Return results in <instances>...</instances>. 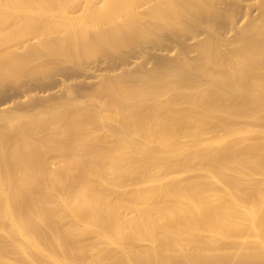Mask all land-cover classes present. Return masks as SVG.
<instances>
[{
    "label": "bare ground",
    "instance_id": "bare-ground-1",
    "mask_svg": "<svg viewBox=\"0 0 264 264\" xmlns=\"http://www.w3.org/2000/svg\"><path fill=\"white\" fill-rule=\"evenodd\" d=\"M1 1L0 11H8V13H12L13 11L19 12L20 10V12L28 11L30 14L33 12L31 14V16L34 17L33 21L37 20L38 22L39 20L43 21V18L45 17V20L43 21L44 23L41 24L42 26H40V29L39 27L37 28V26H39L40 24H35L37 25L36 28L39 29V31H37L34 36L29 37L28 40L23 36L24 38H26V42H24L23 39V44L21 46H4V38L1 37L0 39V55L2 53H16L13 55V57H10L8 59H0V176L5 175V177L10 178L8 179V184H5V182L3 183V179H5L4 177L2 181H0V205L5 204L7 206L8 204H12L13 207L17 209V211L20 210L26 214L29 219V225L28 228L22 229L20 234L27 238L29 236H32L34 239L38 240L41 243V246L35 244L37 246L36 251L38 253H41L42 255L45 248L49 247L50 245L52 247L55 245L54 241L56 242V240L61 248L59 247L58 249V247L56 246L53 247L54 249L56 248L58 249V251H60V249H63V247H66L67 249L69 247L72 248V246H70L72 241L71 239L75 237L74 235H76V233L74 232V234L72 230L68 231V229L57 225L58 217L55 213L57 208L53 209V207H51L49 204H59V212L61 210V206L63 209L66 208L70 211L72 209V206H75V211L73 213H71L72 211L70 213L68 211V213L72 216V218H74V220L75 218L77 219L79 214H81L79 213V211H82V209V212H84V210H90L93 212V215L96 214L97 216H99V210L102 209V207L104 208L106 206L109 208L110 206L108 205L110 204L112 206L109 212L112 213L114 211L113 204H115V206L116 204H128L129 206L133 205L132 208H135L137 204H149V207L150 204H154L155 207L153 208H156V205L163 204V207H161L162 205H159L160 208L158 206L157 207L159 209H170V211L163 209L165 212H169L168 214H171V212L175 210L176 212L174 211L175 214L173 216L177 214L176 216H178L179 218L175 220L174 223V218L176 217L171 219V217L173 216H169V220L164 219L165 217L163 216H166L167 213L163 216H161L162 212L160 213L161 215H158L159 213H157L159 217H163L161 219H159L158 216L155 215V213L147 214V216L155 215V220H157V222H160L158 224L160 228L153 220L152 223L149 224V227L151 226V228H149L147 225L145 232H147L146 235H148L150 238H146L144 236L145 234L142 231V228L140 229V227H143L142 225L144 223L147 224V220L150 223V216H146V218H144L146 222L141 218L145 217V210L143 211V213L145 212V215L140 213L142 211H139V221L143 220V223H138L139 221L136 220L138 219L136 217L135 221H130L128 223L130 227L134 229V234L141 236L140 239L137 238L138 236L134 237L135 239L130 237L136 241H141V239H149V241H151L150 239L152 237L153 244L155 241L153 240V232L156 227L161 229V226L165 228L164 234L166 238H174L171 239V241H173H170L171 244H163V246L166 248H162L161 250L163 251L161 252H165L164 249L168 248L170 249L171 253L169 250L168 252L170 254L167 252L163 253V257H161L163 260L161 261L159 259L160 255L158 256V252L152 250L155 248H151L148 250H151V252L146 251L145 255L147 256L146 258L148 262H151L152 264H264V260L262 261L260 259V262H256L255 260L257 259H252L251 257H248V255H241L242 257H238L240 258V260L237 259L238 261L233 262L234 260L231 261L232 258L230 257V259L226 254L219 256L214 255L216 257H213L209 254L208 251L207 254H205V252L203 251L191 253L188 250L190 249V246H192L193 248V245H196L203 249V240L199 238L201 234L198 235V232H194L192 230V228L197 223H195L194 226H189L190 223L189 220H187L191 218L190 208L188 209L187 207L193 204H202L203 207H206L205 210L208 209V211L203 210L205 212H210L209 205L211 204H213L214 206L215 204H233V207L237 204L239 207H243V209L245 208L246 213L250 211L249 206L247 207L246 204H264V177L260 179L256 177L254 178L256 174H262L264 176V154L261 153L264 150L261 149L260 153L256 151L254 152V149L252 150L247 147L241 148L243 147V145L240 146V144H236L234 143V141V145L231 146L232 149H230L231 147H227L228 149L224 147V149L219 150V148H216V144L214 145V148H210L207 145V147L210 149L207 150L208 154H197L196 156H198L199 158H197L194 154L193 155L198 160H202V158L200 157L208 155L207 157L209 161H207V166H205V169H208V171L211 172V175L216 178V181L213 182L208 173H206L208 176H203L206 174L202 175L201 172V175L196 172L192 173V175L198 174L199 177H206V181L197 179V175L196 179H186V177L183 175L181 176L180 173L186 171L187 174V171H189L191 168L194 169L191 163H188L187 161L193 158L191 152L196 153L197 151L194 152L193 150L199 148L194 149V144L193 146L191 144L181 145L177 139L179 137V133L184 132L185 130V128L180 129L179 127L186 126V128L188 129H194L195 127H191L195 126L192 124L191 120L195 119L193 120L195 121V124L198 123V121L196 120H200V114L204 115L206 113L210 115L209 113L213 112L214 115L211 113V115H213L211 116V118L215 117L213 123L216 122L215 124L212 123L213 126L216 127L217 125H219L220 127L224 126V128L227 126L228 129L230 127V124L227 125V122L228 118L230 117L236 119L235 117H245L246 115H248L251 119L257 118V121L252 120L256 121V123L253 122V124L255 123V125L258 123V118H260L258 116L260 114H262L261 116L264 118V0H35V2L34 0H32L34 3H31L33 4L32 7H28L27 3H24L26 6L22 4V0H18V2L16 3H13L14 0H6V2L10 1V3L13 4H7L5 2L6 4L3 3L4 5H2ZM25 1L26 0H24V2ZM15 8L20 9L16 10ZM1 13L2 12H0V14ZM41 14L43 15V17ZM23 15H21L22 17H19L24 19H19V22L23 21L20 24L23 25V27L25 26V28H27L28 30H33L31 26L33 21L29 20L27 16H25L26 18H24ZM38 15L41 16L40 18L38 17L39 20L35 19ZM1 20L3 21L4 19L1 18ZM14 23L16 25V21ZM34 23L35 22H33V25ZM30 30L28 32H30ZM168 94L172 95L174 98L173 102H175V104H173V107L177 105V112H175V109L173 110L175 115H173L174 113L170 111L168 106L164 107V99H161L162 96ZM145 102L150 103L145 104ZM179 103L180 105L183 104L184 107L195 108L191 109V111H194H192L193 113H190L193 116L199 115V117L197 118V116H194V118H191V116L188 115L191 120L187 117H182V119H180V117H178V119L177 117L173 118V116H181L182 114L188 112V110L187 112L186 110L181 112V110H183V107L180 108ZM144 104L146 106H144ZM165 108H168L169 111H167ZM38 109L44 110V112L46 111V113L60 112V114L67 118L65 120L68 122V119H70V121L73 119L76 122L77 120H79V124L81 125L79 126L81 128L79 127L80 129L77 131V128L75 129L72 127V129H74L75 131V135L73 132H70L72 131L71 123H73V121L71 123L65 121L66 123L64 124L66 125V127L67 124L71 125H69L70 127H67L71 130L68 131L66 129L68 132L64 130L66 134H69L68 137L71 138V136H73L74 139L78 135V139H74L76 140V143L77 140L80 142V140L83 138V135H86L88 132L87 131L86 134H83L85 130L82 129L81 121L83 120V118V122L87 119V124L85 122L83 123V125L85 124L86 127H90L88 122L90 124L92 123V121L90 120L92 119V116L94 119L100 122L99 128L102 130V132L107 133L110 138L111 136L117 138L114 141H117L118 139V141L120 142L121 140H125V143L123 142V147L125 146V148H127V145L125 144H127L126 142L128 141L126 137L132 134V132H129L128 124L133 125L135 128L139 127L138 129H140L141 131L135 129L137 130V133L144 131L143 133H141V135L137 136L139 138L144 137V139L149 138V140H145L146 142L148 141L153 143L155 142L154 139L158 138V140L161 141L157 143L158 145L156 144V146H154L152 143L151 145H149L150 143L147 144L148 142L146 143L143 139L142 140L144 142L140 140L141 143H144H142L141 145V143L138 142L140 143L142 148L144 147L143 145L146 146L144 147V150L138 144H136L135 141H132V143H135L133 145V152L137 155L136 150L140 149V154L138 151L137 156L145 161L150 160L146 162H150L149 164H146L144 161L142 165H144L145 163L146 165L151 166L153 164L151 163L152 160L157 161H154L155 163H157V165L155 164L154 166L153 164V166H157L158 171L156 170L157 172H155L156 174H154L153 176L155 180H158V182L151 181L155 182V185L145 190L143 189V191H139L138 186L136 188L133 185V182L135 181L134 183H136L139 178L134 179L132 177L134 181L132 182L127 180V182H131L128 183V186L130 184L131 186L133 185V187L135 188L133 189V187H131L133 190L138 189L137 192H133L130 191V188L127 189L128 187L124 186L123 183H120L119 181H117V183V179L114 180L118 174H115V176L112 177H115L113 179L115 182L110 181L108 179V176H106L107 173L105 174L106 171L104 172V169L103 171H101L103 168H101L103 163L101 162L102 164L100 165V162L97 160L96 163L99 162V165H97L95 163V160L97 158L94 159L92 155L98 153L100 155V158L102 157V161L103 158L104 161L105 159L107 160V158H105L107 155H110V158L114 157L116 159L117 156L113 155H116L118 153L121 154L120 151H123L125 149L123 147H119L120 149L118 150V146L116 145V152H119L112 154L113 152L111 151L110 153V149L113 150L114 147L112 146V144H108L109 146H105L107 144V140L105 141V138H103V141L100 140L102 142H105L104 144L98 141V146L103 149L97 150L99 148L97 144L96 147H93V143H91V145H89V143L88 146L86 144L88 151L84 152V155L83 153H81V156H76L77 153L75 155L72 154V148H64L56 144L53 146L51 145L48 148L45 147V139L47 137H53L54 134L52 133L54 132V130H51V132L48 131L50 134L48 133L49 136L47 135L45 137L46 133H43V131H41L43 129H41L42 127L40 125H38L40 126V129L37 128L38 130L36 129V131H34L30 127L32 122H28L30 125H24V123L23 125H20V123L18 124L17 122L18 120L16 121V119L20 118L18 116L20 114V111H22L21 113L24 112V114L25 112L38 114ZM178 109H180V111H178ZM203 109L206 111H203ZM112 110H114L117 116L115 115L116 117L111 120L104 119L105 113ZM162 110H166L163 112H167V114H162L157 118L156 122L158 121L159 123L157 124L155 131H149L148 127H150L151 125H147L148 121H150L148 118H151L156 114V112H160ZM196 110L197 113L198 110L200 112H203L197 114L195 113ZM67 111H69L70 113H66ZM215 111L216 113L219 112L222 115L218 114V116ZM51 113L50 116L52 115ZM83 115L85 117H82ZM86 115L91 116V118L89 119V117ZM56 116L57 114H55V117ZM57 117L60 116L58 115ZM57 117L56 120L58 119L59 121H61L63 119V117H60V119ZM232 118H230V122H232ZM168 120L170 121V125L167 123H162L163 121L167 122ZM50 121L53 123L52 119H50ZM59 121H57V123ZM62 121L58 124L62 125V123H64ZM97 121H95V124L97 123ZM249 121L251 122V120ZM261 121L259 120V122ZM186 122H188V124ZM26 123L27 122H25V124ZM57 123H55L54 125L51 124L53 125V129L55 125H58ZM233 123L237 124V122ZM163 124L167 125V127L171 126V124L172 127L178 125V127L176 126L173 128L179 129H176V133H173L174 130H171L172 127L167 130L168 128L164 127ZM189 124L192 125L189 126ZM260 124L262 125V122ZM85 125L83 126V128L85 127ZM92 125L93 123L91 124V126ZM153 126L155 125L152 124L151 127ZM46 128L49 129V127ZM162 128L166 130L164 133H162ZM81 129L82 132L83 130L84 132L81 133V136H79ZM188 129L186 130L189 131ZM170 130L171 134L169 136ZM179 130L182 131L178 132ZM37 131H41L42 133L38 134V136L37 133L39 132ZM187 131H185V133H187ZM254 131L257 130L255 129ZM259 131L257 132L259 133ZM69 132L71 133V135ZM165 133H168L167 137H164ZM185 133H181V136H188V133L187 135ZM258 133L256 134L254 132L253 135H260L261 138V134ZM249 134L252 135L251 133ZM132 136L133 135H131V137ZM171 136H174L173 139L175 142L169 140V142L167 143V140L165 141V138L171 139ZM257 136L254 137L257 138ZM51 138H49L48 140H50ZM248 140H250L249 137ZM51 141L53 142L54 139H51ZM60 141L61 140L59 137L58 142ZM79 142L77 144H79ZM176 142L179 144H177ZM252 142L253 141H251V143ZM257 142H259V140ZM84 143L86 142L84 141ZM100 143L105 147L100 145ZM75 144L71 145L75 146ZM252 144L254 145L255 143L253 142ZM113 145H115V143ZM136 145H138L139 147ZM90 146L96 148V150L90 149ZM110 146L113 148H111ZM147 146L150 148L148 149ZM106 147H108V150L105 149ZM136 147H138V149H136ZM179 147L183 148L181 149L183 150V152L179 151ZM130 150L132 149L130 148ZM173 151L174 154L176 153L175 155H177V153H187V157L189 158H186L187 160H184L185 163L180 160L176 161L175 156L172 153ZM209 151L216 152L209 153ZM107 152H109V154ZM103 155L106 156L104 157ZM52 156L59 158L58 162L62 161L60 163H63V167L65 166V169L63 170H65L66 172L63 171L65 173L62 172L63 175L61 174L63 177L60 176L57 179H53L45 175V160ZM97 157L99 158V156ZM112 160L111 162H113ZM116 161L117 160H115V162ZM58 162L56 163L58 164ZM176 162H178V164ZM179 162L183 163L179 165ZM113 163H109L112 169L115 165ZM187 164L190 166H188ZM94 165H97L96 167L99 166L101 170L96 169ZM177 165L181 167L179 168L177 167ZM103 166L105 167V163ZM234 168L241 172H248L250 176L251 174L255 175L247 179L244 177V179L241 177L242 175H237V172V174H233L230 172ZM91 169L94 170L99 179V182L96 181L97 183L95 184L93 183L94 181H91V179L89 178L90 181L95 185H86L88 182V184H90L89 179L87 178L84 180L82 178H85V172H90ZM138 171L141 172V169ZM177 174H179V176L181 177H178L183 180L179 179V182L172 181L171 179L170 181L172 182V184H168V182H165L167 181L165 180V178H169L167 177L168 175H170L171 178H175V175ZM145 175H147L146 172ZM118 176H120V174ZM118 176L117 178L118 180H120V177ZM153 176L151 177L153 178ZM140 177H142V175ZM177 179L178 178H176V180ZM64 180H68L67 183H70L71 186L70 184H68V186L66 188L64 187V189L62 186L65 183ZM143 180L144 179H142V181ZM208 180H210L209 182L215 184L217 183V180L222 182L221 186L224 185L223 191L212 192L211 190L213 187H210L211 190L209 189L208 184L210 183H208ZM124 183L126 182L124 181ZM76 184H79L80 186L78 185V188H80L78 191H74L73 189L74 192H71V194L70 189L72 190V188H75ZM122 184L124 188L126 187L125 189L130 191L129 193L125 191L128 193L127 195L126 193H124L126 196L121 193L123 192L122 190H125L123 189ZM112 185H120V187H116L117 191L118 188L120 189L122 187V190H119L120 194L114 191L116 195L118 193V196L111 192L115 189L114 187L111 188ZM125 185H127V183ZM67 190L69 191V194ZM111 197H115V199ZM252 199L257 200V202L251 203L249 201L250 203H248V200ZM101 204H103V206ZM171 204L174 205L171 206ZM147 205H145V207H148ZM185 205L188 210L186 208L184 209L183 206ZM194 205L192 207H194ZM197 205L194 208L199 207V205ZM227 205L226 208L228 209L229 205ZM76 206L78 207V211H76ZM220 206L221 205L217 207L215 206V210L212 208L214 210V216L217 211L216 209H218L219 211L223 209L221 208L223 206ZM238 206L237 208L239 209ZM122 207L123 206H121V208ZM138 207L140 206H137V208ZM201 207H199V209ZM144 208H141L140 210ZM219 208H221V210ZM162 209L159 211H162ZM186 210L188 211V213H190L189 216H187L188 213ZM223 210L221 212H223ZM235 210L236 212L238 211L237 209ZM133 211H136L138 214L137 210L133 209ZM195 211L196 210L194 209L193 212L196 213L194 214L195 216L201 215V213H203V211H199L200 213ZM219 211H217V214ZM178 212H180L181 214ZM112 213L109 218L107 215L108 219L106 218L104 221H101L104 222L103 224H99L100 219L98 220L99 222H96V220L95 222L97 223V225L99 224V226L104 227L103 229L105 230L106 228H108V226L117 223V219ZM228 213L231 214L232 212L229 211ZM262 213L260 214L261 216ZM121 214L117 216L120 217ZM219 214L216 216V222L219 219L224 220L225 214L220 216ZM213 215L206 216L207 218H211L214 217ZM231 215H233V213ZM260 215L258 216L259 218L256 216L257 219L256 217L253 218L256 220L255 222L257 224L264 227V217L260 218ZM64 216L67 215H59V218ZM121 216L125 217L126 214L125 216L124 214H122ZM206 216L204 217L206 218ZM225 217L227 218V215ZM235 217L236 216H234L233 218ZM193 218L195 217L193 216ZM226 218L224 221L226 224L227 222L231 224L233 223L230 222L232 218L228 220ZM41 219L45 220L49 231L46 227H39V224H37V220L42 221ZM162 220H164V223ZM190 220L194 219L191 218ZM212 220L215 223L214 225H212L214 227L216 226V224L220 223L215 222V217ZM122 221H119V223L121 222L122 224ZM209 221L210 220H208L207 222ZM199 222L200 220L198 221V224ZM203 222L202 224H204ZM125 223L124 225H126ZM121 224H118L120 227H118L119 229L117 228L119 232L124 230H121V227L124 228L122 226L123 224ZM226 224H219L215 227V229H218L219 226L223 227V225L225 227ZM173 225H177L176 228ZM51 228L55 231H53ZM103 229H100V231H103ZM200 229L201 228H199V230ZM50 230L51 233H48L50 232ZM196 230L199 231L198 229ZM100 231L97 230V232ZM104 232H102L103 235L107 236L108 233L105 232L107 234L106 235ZM100 233L98 234L102 236V234ZM190 233H197L195 235H198L199 240L197 239V237H191L189 235ZM55 235L56 239L53 238V240L52 238H50L52 236L54 237ZM142 235L145 239H143ZM155 235L158 236V233L156 232ZM156 236L154 237V239L157 238ZM106 238L109 239V237ZM128 238L129 237H127V239ZM159 238L160 237H158L157 240H159ZM52 240L53 242H51ZM11 241L13 242V240ZM166 241V239L163 240V242ZM179 243L187 247H181L182 245L176 246V244L179 245ZM213 244L214 242L211 245ZM167 246H171V248ZM174 246L175 248H182L183 253L177 252V248L172 252ZM211 247L215 249V247L217 246ZM70 248L68 250H72V253L73 248ZM54 249L52 250L54 251ZM50 250L49 256L51 254ZM47 251L48 250H45V253L43 255H47ZM60 252L59 254L61 256V253H63L64 251L61 253ZM37 254L36 256H38ZM41 255L39 254V256ZM54 255L53 257L58 260V256L56 257V255ZM69 256H64V258ZM254 256L257 257V255ZM38 257L37 259H39L40 261L41 258ZM72 257L69 258L73 259L74 257ZM128 258L130 257H126V259ZM124 260L110 264H129V262L125 263L128 260ZM35 261L37 262L38 260Z\"/></svg>",
    "mask_w": 264,
    "mask_h": 264
},
{
    "label": "rangeland",
    "instance_id": "rangeland-1",
    "mask_svg": "<svg viewBox=\"0 0 264 264\" xmlns=\"http://www.w3.org/2000/svg\"><path fill=\"white\" fill-rule=\"evenodd\" d=\"M1 1V0H0ZM10 1H12V0H10ZM10 1L9 2H6V0L4 1V0H2L1 2H2V5H4V4H13V3H16V2H18V0L17 1H15L14 0V2L13 3H10ZM23 1V3L22 4H24V3H27L28 5V7H32V5L34 4L33 3V1L31 2L30 0H26L25 2H24V0H22ZM22 1H20V2H22ZM37 1H40V0H37ZM6 2V3H5ZM34 2H35V0H34ZM4 3V4H3ZM31 3H33V4H31ZM0 5H1V3H0ZM25 5V4H24ZM26 6V5H25ZM16 9V8H15ZM14 9V10H15ZM20 8H18V9H16V10H19ZM29 9V8H28ZM22 11V10H21ZM0 12H2L1 14H0V17L1 18H3L4 20L2 21L1 20V18H0V39H1V37H3L4 38V40H3V45L4 46H7V45H14V47H18V46H21L23 43V39H24V42H26L25 40H26V38H27V40H28V38L29 37H32V36H34L36 33H37V31H39V29H40V26H42L41 24L42 23H44L43 21L45 20L44 18H43V21H41V20H39L38 19V17L40 18L41 16H36V18L35 19H38L39 20V22L37 21V20H35V21H33V19H34V17L33 16H31V14L33 13L32 11V13L30 14L28 11H22L23 12V14H22V12H20V10H19V12H15V11H13L12 13H8V11L6 12V11H0ZM15 12V13H14ZM8 13V14H7ZM23 15V17L24 18H26L25 16H27V18L29 19V20H31V21H33V22H35L34 23V25H33V22H32V28H33V30H30V32H28L29 30L27 29V28H25V26L23 27V25H21L20 23L21 22H23V21H20L19 22V19H23V18H19V17H22L21 15ZM14 15H15V17H14ZM42 15V14H41ZM29 16V17H28ZM31 17V18H30ZM33 17V18H32ZM42 17H43V15H42ZM14 18V19H13ZM27 19V20H28ZM11 20V21H10ZM24 20V19H23ZM16 21V25H15V22ZM17 21H18V24H17ZM36 21H37V23H36ZM41 21V22H40ZM3 22V23H2ZM35 24H37V25H39V26H37V25H35ZM34 26V27H33ZM36 26H37V28L39 27V29H37L36 28ZM31 28V29H32ZM36 28V29H35ZM28 34H27V33ZM25 34V35H24ZM30 35V36H29ZM26 37V38H24V37ZM19 39V40H18ZM2 42V41H1ZM6 42V43H5ZM18 50H20V49H18ZM17 50V51H18ZM14 54H16V53H2L1 55H0V59H8V58H10V57H13V55ZM165 97V98H164ZM161 99H164L163 100V102H164V107L165 106H168L169 107V109H170V111L171 112H173V110L175 109V112H177V105L176 106H174L173 107V104H175V102H173L174 100V98H173V96L172 95H165V96H162V98ZM166 100V101H165ZM147 103H150V102H147ZM146 102H145V104H147ZM167 103V104H166ZM144 104V106H146ZM163 104V103H162ZM179 105H180V103H179ZM182 105V106H181ZM180 105V108H182L183 107V110H181V112L182 111H185L186 110V112H187V110H188V112L187 113H185V112H183V113H185V114H182V113H180V114H182L181 116H173V118L174 117H177V119H178V117H180V119H182V117H184V118H190V117H188V115H190L191 116V118H194V116H197V115H191V113H193L192 111H194V110H192L191 111V109H195V108H188V107H184V105L183 104H181ZM143 106V107H144ZM176 107V108H175ZM179 108V107H178ZM186 108V109H185ZM164 109V108H163ZM167 111H169L168 110V108H165ZM67 110V109H66ZM69 110V109H68ZM166 110H162V111H160V112H156V114L155 115H153L151 118L149 117L148 119L151 121H148V123H147V125L149 126V125H151L152 126V124H154L155 126H153V127H148L149 128V131H155V128L157 127V124L159 123L158 121L156 122V120H157V118L159 117V116H161L162 114H167V112H163V111H166ZM201 110V109H200ZM263 110V109H262ZM262 110H260V111H262ZM38 111V114L36 113V114H31V112H25V114H24V112L23 113H21L22 111H20L19 113V119H16V121L18 122V124L20 123V125H23V123H24V125H30L28 122H32L31 123V125H30V127L34 130V131H36V129L38 128V129H40V126L42 127L41 129H43V130H41V131H43V133H46L45 134V137L48 135V131H50L51 132V130H54V132L52 133V134H54V136L51 138V137H47L46 139H45V147H50L51 145L53 146V145H59V146H61V147H64V148H72V154H76V156L77 155H79V156H81L82 154L81 153H83V155H84V152H87L88 151V148H87V146H88V144L89 145H91V143H93L92 145H93V147H96V144H97V146H98V141L99 142H101L102 144H104L105 142H102L104 139L103 138H105V141H106V145L105 146H109V145H111L112 144V146L114 147V151L113 150H111L110 149V153H111V151L113 152L112 154H115V153H117V152H119V151H117L116 152V150H117V146H118V150L120 149L119 147H123V145H124V143H125V140L123 141V140H121V142H122V144H121V142L120 141H114V140H116L117 138H115V137H113V136H111V138H110V136L107 134V133H105V132H102V130L99 128V126H100V122H98L96 119H94L93 118V116H92V119H90L91 118V116H89V115H86V116H88L89 117V119L92 121V123H93V125L91 126V124L88 122V124H89V126L90 127H86V125H85V127L83 128V123H85L86 122V124H87V121L85 120L84 122H83V120H84V118H83V120L81 121V123H82V129H84L85 130V132H84V130H83V132H82V129L80 130V135L79 136H81V133H83V134H86V132H87V134L86 135H83V140L86 142V143H84V141L81 139L80 140V142L77 140V143L79 142V144H77L75 141L76 140H74L75 138L76 139H78V135L73 139V136H71V138L70 137H68V135L69 134H66L65 132H64V130L65 131H69V130H71L72 129V127L73 128H77V131L81 128L80 126V124H79V120H77V122L75 121V120H71L70 121V119H68L69 120V122L68 121H66L65 119H67L65 116H63L62 114H60V112H54V113H51V112H47L46 113V111L44 112V110H37ZM39 111H41V112H39ZM178 111H180V109H178ZM203 111H206V110H204L203 109ZM203 111H201V112H203ZM259 111V112H260ZM264 111V110H263ZM110 112H114V110H112V111H109V112H106L105 113V117H104V119H113V118H115L117 115H116V113L114 112V113H110ZM161 112H163V113H161ZM171 112H169V113H171ZM191 112V113H190ZM199 110H198V113H197V110H196V112L195 113H197V114H200L201 113ZM210 112V111H209ZM208 112V113H209ZM259 112H258V114H259ZM41 113V114H40ZM50 113L52 114L51 116H50ZM66 113H70L69 111H67ZM160 113V114H159ZM168 113V114H169ZM174 113V112H173ZM173 113H171V114H173ZM211 113L213 114V112H210L209 114L210 115H208V114H200V116H201V118H200V120H198L197 118L199 117V115L197 116V120L196 121H198V123H196L195 124V121H193V120H195V119H193V120H191V118H190V120L192 121V124L193 125H195V126H191L192 124H189V126H191V127H195L194 129L193 128H190V129H188V128H186V126H184V127H182V126H180L179 128L180 129H183V128H185V130H184V132H180V131H182V130H179L178 132H180L179 133V137L178 136H175V137H178L177 139H178V141L180 142V144L181 145H189V144H191L192 146H193V144H194V149H196V148H199V149H196V150H193L194 152H196V153H193V152H191V154L193 155H197V154H208L207 152V150H210L208 147H210V148H214V145L216 144L217 145V149L219 148V150L220 149H224V147H231V146H233L234 145V143H236V144H240V146L241 145H243V147H241V148H244V147H247V148H250V149H254L253 151L255 152H258V153H260V150L262 149V150H264V122H263V120H264V118L261 116L262 114H260L258 117H260V118H258V123L255 125V123H256V121H257V118H253V119H251L250 118V116H248V115H246L245 117H248V118H245V117H241V116H238V117H235L236 119H234V118H232V117H230V118H232V122H230V118H228V122H227V125H229L230 127H229V129H228V127L226 126L225 128H224V126L223 127H220L219 125H217V126H219V127H214L213 126V124H215V123H213V120H214V118L212 117L211 118V116H213V115H211ZM215 113H216V111H215ZM261 113V112H260ZM263 113V112H262ZM21 114H23V115H21ZM55 114H57V116L59 115L61 118L63 117V121L62 122H64V123H62V125L61 124H58V123H61V121H59L58 119L56 120V117H55ZM63 114H64V112H63ZM217 115L218 114H220L219 112L218 113H216ZM216 114H215V116H216ZM264 114V113H263ZM116 115V116H115ZM173 115H175V113L173 114ZM220 115H222V114H220ZM47 116V117H46ZM114 116V117H113ZM157 116V117H156ZM208 116V117H207ZM219 116V115H218ZM257 116V115H256ZM22 117V118H21ZM46 117V118H45ZM49 117V118H48ZM60 117H57V118H59L60 119ZM65 117V118H64ZM82 117H85L84 115L82 116ZM87 117V118H88ZM155 117H156V119H155ZM252 117V116H251ZM254 117V116H253ZM207 118H211V119H207ZM244 118V119H243ZM261 118H263V119H261ZM47 119V120H46ZM50 119H52L53 120V123L50 121ZM77 119H79V118H77ZM20 120V121H19ZM49 120V121H48ZM81 120V119H80ZM89 120V121H90ZM94 120V121H93ZM99 120V119H98ZM216 120H217V118H216ZM239 120V121H238ZM249 120H251V122L249 121ZM252 120H256V121H252ZM259 120L262 122V125L260 124L261 122H259ZM57 121H59L58 123H57ZM68 122V123H71L72 121H73V123H71L72 124V126L70 125V124H67V127L70 125L71 126V129H69V128H67L66 127V125H64L66 122ZM90 121V122H91ZM95 121H97V123L95 124ZM191 121H188V122H191ZM25 122H27L26 124H25ZM154 122H156V123H154ZM188 122H186L187 124H188ZM233 122H237V124H235V123H233ZM253 122H255L254 124H253ZM55 123H57L58 125H55L54 126V129H53V125L55 124ZM150 123V124H149ZM152 123V124H151ZM162 123H167V124H169L170 123V121L168 120L167 122L166 121H163ZM213 123V124H212ZM232 123V124H231ZM46 124V125H45ZM51 124H53V125H51ZM187 124H185V125H187ZM35 125V126H34ZM38 125H40V126H38ZM52 126V127H50V126ZM80 125V126H79ZM164 125V127H166V128H168L167 130H169L170 129V127H172V124H171V126H169V127H167V125H165V124H163ZM69 126V127H70ZM75 126V127H74ZM177 127H178V125H176ZM176 126H173V127H176ZM46 127H49V129L48 128H46ZM80 127V128H79ZM163 127V128H164ZM172 127V129L171 130H174V132L173 133H176V131L179 129H177V128H173ZM243 127V128H242ZM90 128H91V130H90ZM93 128V129H92ZM128 128H129V132H132V134L131 135H133L132 137H131V135H129L128 137H126V139L128 140H126L127 142V144H125V145H127V148H125V146L123 147L125 150H123V151H120L121 152V154H116V155H113V156H117L116 157V159L114 158V157H112V158H110L111 156L110 155H103L105 158H107V160L105 159V161H104V158H103V161H102V157L100 158V155L98 154V153H96L95 155H92L93 157H94V159H96L95 160V163L97 162V160L100 162V165L102 164V166H101V168H102V170L100 169V167L98 168V167H96L97 165H99V162L98 163H96L97 165L95 166L94 165V167L96 168V169H100L101 171H103V169H104V172H105V174L107 173V175L106 176H108V179L110 180V181H113V182H115L114 180H116V182L117 181H119L120 183H123L124 184V186H127L128 188L127 189H131L130 191H135V192H137V190L139 189V191H143V189L145 190V189H147V188H150V187H152L153 185H155L154 183L155 182H151V181H156V182H158V180H155L154 179V174H156L155 172H157L158 171V167L156 166V167H154L155 166V164L157 165V163H155V162H157L156 160H152V162L151 163H153L154 164V166H153V164L150 166H148V165H146V164H149L150 162H148V163H146L147 161H150V160H143V159H140L139 158V156H137L138 155V151L140 150H136L137 151V155H136V153H134L133 151V145L135 144V143H132V141L134 142H136V144H138L141 148H142V143L145 141V140H149V138L147 139H144V137L142 138V137H138L137 135H141V133H143L144 131H143V129H142V131L143 132H140V133H137L136 131L137 130H135V129H138L137 127L135 128L133 125H130V124H128ZM162 128V133H164L166 130L165 129H163ZM37 129V130H38ZM48 129V130H47ZM67 129V130H66ZM87 129V130H86ZM99 131H98V130ZM177 129V130H176ZM186 129H188L189 131H187ZM242 129V130H241ZM248 129V130H247ZM250 129H251V131H250ZM257 130V131H259V133L257 132V131H254V130ZM259 129V130H258ZM138 130H140V129H138ZM164 130V131H163ZM171 130H170V132H169V136H170V134H171ZM246 130H247V132H246ZM39 132V131H37V132H39V133H37V135L38 134H41L42 132ZM47 131V132H46ZM67 131V132H68ZM141 131V130H140ZM185 131H187V133H188V136H185V137H182L181 136V133H185ZM229 131V132H228ZM242 131V132H241ZM250 131V132H249ZM257 134H261V138H260V135H253L254 134V132ZM57 132V133H56ZM71 133L73 132L74 133V135H75V131H74V129H72V131H70ZM69 132V133H70ZM94 132V133H93ZM101 132V133H100ZM139 132V131H138ZM233 132V133H232ZM244 132V133H243ZM65 133V134H64ZM71 133H70V135H71ZM76 133H78V132H76ZM89 133V134H88ZM97 133V134H96ZM99 133V134H98ZM106 135H105V134ZM187 133H185L186 135H187ZM249 133H251L252 135H250ZM50 134V133H49ZM56 134V135H55ZM167 134L168 133H165V136L164 137H167ZM185 134H182V135H185ZM230 134V135H229ZM235 134V135H234ZM241 134V135H240ZM89 135V136H88ZM104 135H105V137H104ZM108 135V136H107ZM239 135H240V137H239ZM248 135V136H247ZM39 136V135H38ZM49 136V135H48ZM86 138H85V137ZM181 136V137H180ZM246 136V137H245ZM257 136V138H255V137ZM57 137V138H56ZM60 137V142H58V138ZM99 137V138H98ZM173 137L174 136H171V139H166L165 138V141L167 140V143L169 142V140H172V141H174V139H173ZM248 137H249V139L251 140V141H253L255 144L253 145L252 143H251V141L250 140H248ZM252 137V138H251ZM259 137V138H258ZM49 138H51V139H54V141L52 142L51 141V139L50 140H48ZM69 140H68V139ZM88 138V139H87ZM98 138V139H97ZM170 138V137H169ZM210 138V139H209ZM247 138V139H246ZM57 139V140H56ZM79 139H80V137H79ZM125 139V138H124ZM131 141H130V140ZM144 141H143V140ZM163 139V138H162ZM176 139V138H175ZM233 139V140H232ZM239 139H240V141H239ZM247 141H246V140ZM92 140V141H91ZM94 140H97V141H94ZM100 140H102V141H100ZM136 140H138V141H136ZM143 141L142 143H141V141ZM150 140H151V138H150ZM157 140V141H156ZM259 140V142H257ZM154 141L155 142H146L147 144H149V145H151V143L154 145V146H156V144L157 143H159L160 141L158 140V138H155L154 139ZM172 141H170V142H172ZM177 141V142H178ZM214 141H216V142H214ZM231 141H232V143H231ZM233 141H234V143H233ZM243 141V142H242ZM250 141V142H249ZM49 144H48V143ZM88 142V143H87ZM96 142V143H95ZM124 142V143H123ZM138 142H140L141 143V145H140V143H138ZM175 142V141H174ZM176 142V143H177ZM257 142V143H256ZM76 143V144H75ZM100 143V145H102ZM115 143V145H113ZM145 143V144H146ZM162 143V142H161ZM71 144H75V146H73V145H71ZM85 146H84V145ZM86 144H87V146H86ZM109 144V145H108ZM129 144V145H128ZM132 144V145H131ZM144 144V143H143ZM146 144V145H147ZM177 144H179V143H177ZM49 145V146H48ZM95 145V146H94ZM117 145V146H116ZM138 145H136V146H138ZM152 145V146H153ZM158 145V144H157ZM207 145H208V147H207ZM219 145V146H218ZM81 146V147H80ZM103 146V145H102ZM105 146H103V147H105ZM131 146V147H130ZM138 146V147H139ZM144 147H146L145 145H143ZM213 146V147H212ZM236 146V145H235ZM238 146V145H237ZM92 146H90L89 148L90 149H95L96 150V148H93ZM99 148L97 149V150H100V149H103V148H100V146H98ZM111 147V146H110ZM109 147V148H110ZM113 147H111V148H113ZM115 147H116V149H115ZM132 149V150H130V148ZM138 147H136V149H138ZM144 147L142 148L143 150H144ZM239 147V146H238ZM147 148L149 149L150 147H148L147 146ZM180 149H179V151H181V152H183V150H181V149H183V148H181V147H179ZM235 148V147H234ZM84 149V150H83ZM89 149V150H90ZM106 150H108V147H106L105 148ZM127 149V150H126ZM201 149V150H200ZM228 149V148H227ZM230 149H232V147L230 148ZM178 150V149H177ZM212 150V149H211ZM213 150H215V149H213ZM76 151V152H75ZM78 151V152H77ZM129 151V152H128ZM135 151V152H136ZM178 151V152H179ZM75 152V153H74ZM133 152V153H132ZM185 152V151H184ZM211 152H216V151H209V153H211ZM217 152H219V151H217ZM108 154H109V152H107ZM173 154H174V151L172 152ZM261 153H263L264 154V151L263 152H261ZM139 154H140V151H139ZM176 154V153H175ZM174 154V156H175V159H176V161H183L184 162V160H187L186 158H189V157H187V153L185 154V153H177V155H175ZM74 155H72V156H74ZM193 155V158H191L190 160H188L187 162L188 163H191V165L193 166V168L194 169H190V170H192V171H187V174H186V171H183L184 172V174H183V172L182 173H180L181 174V176L183 175V176H185L186 177V179H189V178H192V179H196V175L198 176V174L199 175H201V173H202V175L203 174H206V173H208V175L212 178L211 180H213V182L214 181H216V178L215 177H213L212 175H211V172H209L208 171V169H205V166H207V161H209L208 160V155L207 156H202V157H200V158H202V160L201 159H196V157L197 158H199L198 156H194ZM97 156H99V158L101 159H99ZM102 156V155H101ZM118 156H120V157H118ZM141 156V155H140ZM53 157V156H52ZM52 157H50V158H45L46 160H45V175L47 176V177H49V178H53V179H57L58 177H63L62 175H63V173H65L66 171L65 170H63V169H65V166L63 167V163H60V162H62V161H60V162H58V159L59 158H56V157H53V159H52ZM138 157V158H137ZM192 157V156H191ZM114 158V159H113ZM55 159H57V160H55ZM108 159H110V160H108ZM113 159V160H112ZM205 159V160H204ZM207 159V160H206ZM111 160L114 162H111ZM115 160H117L116 162H115ZM145 161V163H144V165H142L143 164V162ZM155 161V162H154ZM56 162H58V164L56 163ZM102 162V163H101ZM183 162H179V165H181V163H183ZM104 163H105V167L103 166L104 165ZM109 163L110 164H115L114 166H113V169H112V167H111V165H109ZM177 164H178V162H176ZM185 163V162H184ZM204 163V164H203ZM62 164V165H61ZM204 166H203V165ZM61 165V166H60ZM74 165H75V162H74ZM74 165H73V167H74ZM119 165V166H118ZM188 165V164H187ZM117 168H116V167ZM145 166V167H144ZM147 166V167H146ZM188 166H190V165H188ZM116 169H115V168ZM150 167H151V169H150ZM177 167H181V166H178L177 165ZM119 168V169H118ZM153 168H154V170H153ZM196 168V169H195ZM115 169V170H114ZM118 169V170H117ZM140 170L141 169V172L140 171H138V170ZM143 169V170H142ZM146 169H148V170H146ZM203 169V170H202ZM111 170H112V172H111ZM115 172H114V171ZM157 170V171H156ZM202 170V171H201ZM63 171H65V172H63ZM90 171V170H89ZM122 172V174H121V172ZM135 171H138V172H135ZM63 172V173H62ZM111 172V173H110ZM114 172V173H113ZM118 172V173H117ZM145 172H146V174L147 175H145ZM188 172H189V174H188ZM194 172H196V173H198V174H193L192 175V173H194ZM201 172V173H200ZM231 173H233V174H237V175H239V176H241L242 178H249V177H253V175H255V174H251V176L249 175V173L248 172H245V171H238V170H236V168H234L233 170H231L230 171ZM237 172V173H236ZM241 174H240V173ZM133 173H134V175H133ZM135 173H136V175H135ZM137 173H138V175H137ZM210 173V174H209ZM62 174V175H61ZM115 174L117 175H119L120 174V176H118V177H120L119 179L121 180H118V178H117V176H116V178L114 179V178H112L113 176H115ZM126 176H125V175ZM142 175V177H144V178H142V177H140V176ZM207 174L206 175H203V176H208ZM257 175V176H256ZM255 176H254V178L256 177V178H263L264 176L262 175V174H256ZM7 176V175H6ZM85 178H82V179H91V181H94L93 183H97L96 181H98L99 182V179H98V177H97V175L95 174V172H94V170H92L91 169V171L90 172H88V171H86L85 172ZM89 176V177H88ZM129 176V177H128ZM151 176H153V178L151 177ZM176 177L175 178H171L170 177V175H168L167 177H169L168 179L167 178H165V180H167V181H165V182H168V184H172V182L170 181L171 179H172V181H179V179H181V178H179V177H181V176H179V174H177V175H175ZM179 176V177H178ZM203 176H198L197 177V179H201V180H204V181H206L205 179H207L206 177H203ZM258 176H261V177H258ZM3 177L5 178V179H3ZM84 177V176H83ZM97 177V178H96ZM134 179H138V181L136 182V183H138V184H136V183H134L135 181L133 180V178ZM146 177V178H145ZM0 178H1V180L0 181H2V179L4 180L3 181V183L5 182V184H8L9 183V181H8V179H10L9 177H5V175H1L0 176ZM130 178H132V179H130ZM144 179L143 181H145V182H143L142 181V179ZM176 178H178L177 180H176ZM182 178H184V177H182ZM213 178H215V179H213ZM244 178V179H245ZM90 179H89V181H90ZM114 179V180H113ZM130 179V180H129ZM153 179V180H152ZM175 179V180H174ZM185 179V180H186ZM127 180L128 181H134L133 182V185H134V187H136L137 188V186H138V189H136V190H133V189H135L134 187H133V185L131 186V184L128 186V183H131V182H127ZM141 180V181H140ZM181 180H183V179H181ZM65 181V183L62 185L63 186V188L65 187H67L68 186V184H70V183H67V181L68 180H64ZM82 181V180H81ZM90 181V184H86V185H92L93 183ZM124 181L127 183V185H125L126 183H124ZM163 181V180H162ZM210 180H208V183H210V184H213V185H210V184H208L209 185V189H210V187L212 188V192H222L223 191V187H224V185L223 186H221L222 184V182H220V181H218L217 180V183L215 184V183H212V182H209ZM84 182V181H83ZM139 182H141V183H139ZM180 182V181H179ZM179 182H177V183H179ZM2 183V182H1ZM2 183V184H3ZM82 183V182H81ZM118 183V182H117ZM4 184V185H5ZM95 184H93V185H95ZM123 184H122V187H123V189H125L124 188V186H123ZM74 185V184H73ZM78 185L79 184H76V187H77V189H76V187L75 186H72V187H75V188H72V190L70 189V193L72 192H74L75 190L76 191H78L79 190V188H78ZM174 185H175V183H174ZM245 185V184H244ZM36 186V185H35ZM70 186H71V184H70ZM80 186V185H79ZM142 186V187H141ZM115 188L114 190H112L111 192L112 193H114L115 194V192L114 191H116V192H118L119 193V190L121 191L122 190V187L119 189L118 188V191H117V189H116V187H120V185L119 186H117V185H115V186H111V188ZM131 187H133V189L131 188ZM64 188V189H65ZM216 188V189H215ZM68 189H69V187H68ZM73 189H74V191H73ZM127 189H125V190H122L123 192H121L124 196H126L130 191L129 190H127ZM68 191V190H67ZM125 191H127V192H125ZM71 193V194H72ZM111 193V194H112ZM118 193H117V195L116 196H118ZM124 193H126V195L124 194ZM68 194H69V191H68ZM120 194V193H119ZM113 195V194H112ZM114 195V196H115ZM115 196V197H116ZM115 197H111V198H114L115 199ZM123 197V196H122ZM256 203L257 202V200H255V199H252V200H248V203ZM51 207H53V209H56L57 208V210H56V216L58 217V223H57V225L58 226H62V227H64V228H66V229H68V231H71L72 230V232L74 233H76V235H72L74 238H72L71 240V245L70 246H72V248H73V252L71 253V251L70 250H68L66 247H63V249H60V251L61 252H63V253H61L60 251H58V249H59V247H60V245H58V243H57V240H56V242L54 241V246L53 247H58V249H54L51 245V248H50V246L49 247H47V248H45V250H48L46 253H47V255L45 254V255H43L44 253H45V250L43 251V253H42V255L44 256H42L41 255V253H38L37 251H36V245L35 244H38L39 246H41V243L38 241V240H36V239H34L32 236H29L28 238L27 237H25V236H22L21 234H20V232L22 231V229H26V228H28V225H29V219H28V217L26 216V214L24 213V212H22V211H20V210H18L17 211V209H15L14 207H13V205L12 204H8L7 206L5 205V204H2V205H0L1 207H0V264H44V262H45V264H110V263H114V262H120V261H122V260H128L127 262H125V263H128L129 262V264H131V263H133V264H152L151 262H148L147 261V256L145 255L146 253V251H148L149 249H151V248H155V249H152V250H155L156 252H158V256H159V259H160V261L161 260H163L161 257H163L162 255H163V253H169L168 252V250L170 251V249H164L165 250V252H161V251H163V250H161L162 248H166V247H164L163 246V244L165 245L166 243H167V245H168V243L169 244H171V242H173V241H171V239H174L173 237H171V238H166V236H165V234H164V230H165V228H163L162 226H161V229H159L160 227H159V223L160 222H157V220H155L156 218L154 217L155 215H157V213H159L158 215H161L160 213L162 212V215L161 216H163V215H165L166 213H167V211H170V209H164V210H167L166 212L162 209V211H159V210H161V209H159L160 208V206L161 207H163V204H159V205H156V208H153V207H155V205L153 204V205H151L150 204V207H149V204L147 205V204H140V205H138L137 204V206H140V207H138L137 208V206L135 207V208H132L133 207V205H131V206H129L128 204L126 205V204H122V205H119V204H116V206H115V204H113L114 205V207H113V209H114V211H113V213L112 212H109L110 211V208H111V204L110 205H108V206H110L109 208L106 206V205H104V206H106V207H102V209H100L99 210V216H97L96 214H94L93 215V212L92 211H86V210H84V212H82L83 211V209H82V211L80 210L79 211V213H81V214H79V216L77 217V219L75 218V220H74V218H72V216L69 214L71 211V213H73L74 211H75V206H72V209H71V211L70 210H68V209H63L62 208V206H61V210H60V212L58 211V209H59V207H60V205L59 204H49ZM58 205H59V207H58ZM102 206H103V204H101ZM125 205V206H124ZM142 205V206H141ZM145 205H147L148 207H145ZM167 205H169V204H167ZM174 204H171V206H173ZM182 205H184V204H182ZM188 205V204H187ZM190 205V204H189ZM194 205V204H193ZM193 205H190V206H188L187 208L189 209L190 208V212H191V214L190 213H188V209L186 208V205L185 206H183L184 207V209L186 208L187 210V216H189V214H190V217L192 218V219H194V220H190V219H187V220H189V223H190V225L189 226H194V224L195 223H197V224H195V226L192 228V230L194 231V232H198V235H200L199 236V238H201L202 240H203V243H202V248L204 249H201L200 247H198V246H196V245H193V248H192V246H190V249H188L191 253H197V252H199V251H203V252H205V254H207V251L209 252V254L211 255V256H213V257H216V256H219V255H227L229 258L231 257L232 258V260L231 261H233V262H236V261H238V260H240V258H238V257H240L241 255L243 256H245V255H248V257H251L252 259H257V260H255L256 262H260V259L263 261L264 259V227H262V226H260L259 224H257L255 221V217L257 216H259L263 211H264V206H262V205H264V204H246L247 205V207L249 206V209H250V211H248V213H246V209L244 208L243 209V207L241 208V207H239L237 204L236 205H234V207H233V204L231 205V204H228L229 205V208L228 209H230V210H228L227 208H226V205L227 204H215V206L217 207V206H219V205H221V206H223V207H221V208H223L222 210H223V212H221L222 210H221V208H219L221 211H219L218 209H216L217 211H219L220 212V214H219V212H218V214H219V216L220 215H223V214H225V216L227 215V218L224 216V220H221V219H219L217 222H220L219 224L220 225H222V223H224V225L226 224L224 221H225V218L228 220V219H231L230 220V222H233V223H235V224H231V223H229V222H227V220H226V222H227V224H226V226L224 227V225H223V227H221V226H219V228L218 229H215V227L217 226V225H219V224H216V226L214 227V226H212V225H214L215 223L213 222V220L212 219H214V217H215V222H216V216L218 215L217 214V211H216V213H215V216L213 215V213H214V208H215V206L213 205V204H211V205H209V207H210V212H205V211H208V209L207 210H205L206 209V207H203V205L202 204H198L199 205V207H201L200 209H199V207H197V208H194V207H196V205L197 204H195L194 205V207H192ZM197 205V206H198ZM227 205V206H228ZM12 206V207H11ZM47 206H48V204H47ZM55 206V207H54ZM121 206H123L122 208H121ZM127 206V207H126ZM159 208H158V207ZM207 206V205H206ZM237 206L239 207V209L237 208ZM77 207V206H76ZM131 209H130V208ZM146 209H145V208ZM170 207V206H169ZM192 207V208H191ZM232 209H231V208ZM71 208V207H70ZM120 210H119V209ZM141 208H144V209H142V210H140ZM171 208H173V207H171ZM203 208V209H202ZM214 210H213V209ZM78 209V207L76 208V211H78L77 210ZM112 209V210H113ZM122 209V210H121ZM130 209V210H129ZM133 209L134 210H137L138 211V214H139V211H142V212H140V213H142V214H144L143 213V211L145 210L146 211V215H145V217H141L143 220H144V218H146V216H147V214H154L155 213V215H148V216H150V223L148 222V220H147V224H141L143 227H140V229L142 228V231L144 232V236L147 238H150L148 235H146L147 234V232H145L146 230V227H147V225H148V227H149V224H151L152 223V220L154 221V222H156V224L158 225V227H156V231L154 230V237L156 236L155 235V233L157 232L158 233V236H156L157 238H155L154 239V237H153V240H155L154 241V243L152 244V237H151V241H149V239L147 240V239H145L144 238V236H143V239H145V240H142L141 239V241L140 240H138L137 238H139L140 239V235L138 236L137 234H134V229L132 228V227H130V225L128 224L130 221H135V219L136 218H138V219H136V220H138L139 221V218H140V214H139V216H138V214H137V212L135 211H133ZM154 209H157V210H154ZM194 209L198 212V213H200L199 211H203V210H205V211H203V213H205V214H203V213H201V215H198V216H195L194 214H196V213H194L193 211H194ZM202 209V210H201ZM212 209V210H211ZM235 209H237L238 211L236 212V210L234 211ZM251 209H252V213H251ZM172 210V209H171ZM232 210V211H231ZM245 211V213H244V211ZM21 213H20V212ZM68 211H69V213H68ZM121 211H122V214H124V216H125V214H126V216L125 217H122L121 215ZM151 211V212H150ZM153 211V212H152ZM155 211H157V212H155ZM175 210H173L172 212H171V214H168L167 213V215L166 216H163V217H165L164 219L165 220H169V216L171 217V216H173L174 214H175V212H174ZM195 211V212H196ZM212 211V212H211ZM232 212L233 213V215H231V214H229L228 212ZM59 212V213H58ZM66 214L67 216H64V217H61V218H59V215L61 216H63L64 214ZM148 212V213H147ZM174 212V213H173ZM226 212H227V214H226ZM244 214H243V213ZM61 213V214H60ZM76 213H78V212H76ZM98 213V212H97ZM111 213L112 214H114L115 215V217H116V219H117V223L116 224H114V225H110V226H108V228H106L105 230L103 229L104 227H102V226H99V224H103L104 222H101V221H104L106 218H107V215H108V218L110 217V215H111ZM164 213V214H163ZM178 213H180V212H178ZM235 213H236V215H235ZM250 213V214H249ZM22 214V215H21ZM24 214V215H23ZM119 214H121L120 215V217L119 216H117V215H119ZM141 214V215H142ZM181 214V213H180ZM230 216H229V215ZM238 214V215H237ZM143 215V216H144ZM157 215V216H158ZM177 215V214H176ZM173 216V217H171V219H173L174 217H176V218H174V223H175V220H177L179 217L178 216ZM208 215H213L214 217H208L207 218V216ZM82 216V217H81ZM97 216V217H96ZM147 216V217H148ZM193 216L195 217V218H193ZM201 216V217H200ZM204 216H206V218L204 217ZM234 216H236L235 218H233ZM81 217V218H80ZM101 217V218H100ZM117 217H119L120 219H125V220H120L119 218H117ZM136 217V218H135ZM163 217H159L158 216V218L159 219H161V218H163ZM230 217V218H229ZM238 217H240V218H238ZM254 217V218H253ZM257 217H256V219H257ZM261 217H264V212L262 213V216L260 215V218ZM63 218V219H62ZM95 218V219H94ZM107 218V219H108ZM152 218V219H151ZM157 218V219H158ZM223 218V217H222ZM238 218V219H237ZM259 218V217H258ZM62 219V220H61ZM72 219V220H71ZM79 219V220H78ZM81 219V220H80ZM100 219V220H99ZM103 219V220H102ZM126 219H127V221H126ZM129 219V220H128ZM134 219V220H133ZM197 219V220H196ZM200 220V222H199V224H198V221ZM202 219V220H201ZM42 221L44 220V219H41ZM95 220H96V222H99L100 221V223L97 225V223L95 222ZM99 220V221H98ZM142 220V221H143ZM208 220H210L209 222H207ZM42 221H38L37 220V224H39V227H41V228H44V227H46L47 229H48V231H49V228H48V226H47V224H46V222H45V220L42 222ZM80 221V222H79ZM119 221H122L123 223V225L121 224V222L119 223ZM141 220L138 222V223H141L142 222ZM143 221V222H144ZM163 221V223H164V220H162ZM173 221V220H172ZM197 221V222H196ZM203 221H205V222H203ZM221 221H223V222H221ZM238 221V222H237ZM106 222V221H105ZM126 222V223H125ZM142 222V223H143ZM202 222L205 224V223H211V224H202ZM213 222V223H212ZM216 222V223H217ZM72 223V224H71ZM124 223L126 224V225H124ZM41 224V225H40ZM118 224H121L124 228H122L121 227V230L122 229H124V230H122L121 232H119V225ZM230 224V225H229ZM116 225V226H115ZM120 225V226H121ZM197 225V226H196ZM98 226V227H97ZM111 226H113V227H111ZM175 228H176V226L177 225H173ZM107 227V226H106ZM119 227V228H118ZM126 227V228H125ZM130 227V228H129ZM197 227V228H196ZM214 227V228H213ZM46 228H45V230H46ZM97 228H99V229H97ZM118 228V229H117ZM149 228H151V226L149 227ZM191 228V227H190ZM199 228H201L200 230H199ZM52 229V228H51ZM94 229H95V231H94ZM100 229L102 230L103 229V231H100ZM117 229V230H116ZM129 229V230H128ZM133 229V230H132ZM196 229H198L199 231H197ZM209 229V230H208ZM53 230V229H52ZM97 230L98 231H100V232H97ZM133 232H132V231ZM139 230V229H138ZM47 231V232H48ZM53 231H55V230H53ZM108 233V235L105 233ZM126 231V232H125ZM102 232H104L107 236H105V235H103V233ZM131 232H132V234H134V235H132L131 234ZM161 232H163V233H161ZM48 233H51V230H50V232H48ZM74 233V234H75ZM79 233V234H78ZM98 233H100V234H102V236L101 235H99ZM161 235H160V234ZM121 234V235H120ZM164 234V235H163ZM187 234V233H186ZM195 234H197V233H195ZM194 233H190L189 235L191 236V237H197V239L199 240V238H198V235H195ZM118 235V236H117ZM188 235V234H187ZM104 236H105V238H104ZM138 236V237H137ZM161 236H162V238H163V240L164 239H166L167 241L166 242H163V240H162V238H161ZM56 237V235L53 237H50V238H55ZM106 237H109V239H107ZM127 237H129L128 239H127ZM130 237H132V238H134V237H137L136 239L138 240V241H140V242H138V241H136V240H133L132 238H130ZM158 237H160L159 238V240H157L158 239ZM165 237V238H164ZM56 239V238H55ZM135 239V238H134ZM11 240H13V242L11 241ZM54 240V239H53ZM53 240L51 241V242H53ZM129 241V242H128ZM130 241H131V243H130ZM171 241V242H170ZM214 242V244L213 245H211L212 243ZM174 244V243H173ZM193 244V243H192ZM153 245V246H152ZM180 245H182L181 243H179V245L178 244H176V246H180ZM203 245H204V247H203ZM209 245H210V247H209ZM187 247V246H185V245H182L181 247ZM211 246H213V247H215V246H217V247H215V249L214 248H212ZM43 247V246H42ZM46 247V246H45ZM167 247H169V248H171V246H167ZM209 247V248H208ZM61 248V247H60ZM66 248V249H65ZM72 248H70V249H72ZM147 250H146V249ZM177 248V247H176ZM175 248V246L173 247V249H172V252H173V250H175L176 249ZM193 250H192V249ZM217 248V249H216ZM51 249V250H50ZM52 249H54V251L52 250ZM121 249V250H120ZM184 249V248H183ZM187 249V248H186ZM185 249V250H186ZM201 249V250H200ZM49 250H50V256H49ZM66 250V251H65ZM180 250H182V248H180V247H178L177 248V252H180V253H183V250L182 251H180ZM187 250V251H188ZM68 251V252H67ZM82 251V252H81ZM133 251V252H132ZM187 251H185V252H187ZM38 254H37V253ZM59 252L61 253V256H60V254H59ZM77 254H75V253ZM105 252V253H104ZM137 252V253H136ZM148 252H151V250L150 251H148ZM175 252V251H174ZM56 253V254H55ZM71 253V254H70ZM128 253V254H127ZM170 253H171V251H170ZM169 253V254H170ZM191 253H189V254H191ZM36 254L39 256V254L41 255V256H36ZM56 255V257L58 258V260L60 261H58L56 258H54L53 257V255ZM66 254V255H65ZM68 254V255H67ZM72 254H75V255H72ZM54 255V256H55ZM69 256V257H72L73 259H70L69 257H65L64 258V256ZM72 255V256H71ZM96 255V256H95ZM108 255H109V257H108ZM139 255V256H138ZM214 255H216V256H214ZM254 255H257V257L256 256H254ZM35 256V257H34ZM60 256V257H59ZM75 256H76V258H75ZM166 256V255H165ZM241 256V257H242ZM37 257L38 258H41L40 259V261H39V259H37ZM51 257V258H50ZM93 257V258H92ZM96 257H98V258H96ZM118 257V258H117ZM126 257H130V258H128V259H126ZM133 257H135V258H133ZM54 258V259H53ZM60 258V259H59ZM102 258V259H101ZM120 258V259H119ZM123 258V259H122ZM145 258V259H144ZM230 258V259H231ZM38 260L37 262L35 261V260ZM43 259H46V260H43ZM53 259V260H52ZM56 259V260H55ZM130 259H131V262H130ZM238 259V260H237ZM43 260V261H42ZM73 260V261H72ZM124 260V261H125ZM49 261V262H48ZM62 261V262H61ZM66 261V262H65ZM67 261H70V262H67ZM40 262V263H39ZM51 262H53V263H51ZM59 262V263H58ZM103 262V263H102ZM159 262V261H158ZM264 262V261H263Z\"/></svg>",
    "mask_w": 264,
    "mask_h": 264
}]
</instances>
